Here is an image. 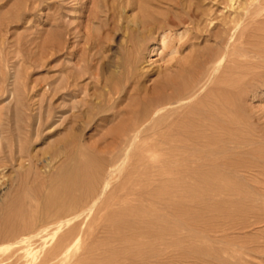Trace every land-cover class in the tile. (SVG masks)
I'll list each match as a JSON object with an SVG mask.
<instances>
[{
	"label": "rangeland",
	"instance_id": "rangeland-1",
	"mask_svg": "<svg viewBox=\"0 0 264 264\" xmlns=\"http://www.w3.org/2000/svg\"><path fill=\"white\" fill-rule=\"evenodd\" d=\"M147 1L154 24H186L147 38L135 67L137 0H0V208L14 202L52 239L34 193L68 162L70 107L83 99L97 109L81 134L101 167L96 205L75 255L62 259L68 243L48 257L54 246L36 238L34 264H264V0ZM106 83L124 86L116 105Z\"/></svg>",
	"mask_w": 264,
	"mask_h": 264
},
{
	"label": "bare ground",
	"instance_id": "bare-ground-1",
	"mask_svg": "<svg viewBox=\"0 0 264 264\" xmlns=\"http://www.w3.org/2000/svg\"><path fill=\"white\" fill-rule=\"evenodd\" d=\"M153 1H155V0H153ZM199 1H201V0H199ZM204 1H207V0H202V2H204ZM211 1H213V0H211ZM137 4H138V7H139V9L141 11V16L139 18V21L138 22L136 21V26H139L141 29H143V33L145 35L142 33V31H139V32L142 33L141 34L142 38L139 40L138 43L135 42L133 44V47H132V48H136L137 51H138L136 54L134 53V58H133V56L131 58V60H133V64L132 63L131 64L133 66H135V67H136V64H137V62L139 60V56H140V53H141L139 48H138V46H140L141 44L145 45L146 41H148L147 38L149 39V38L153 37V35L155 33H156L155 35H157L160 31H166V30L172 31L173 29H176V28L180 27L182 24H186V21L184 19H182V17H179V21H177V22L175 21L174 18H172L173 19L172 21L170 19V21L167 20V22H163V23L161 22L162 20H160L158 22L159 24L156 25V24L153 23V21L156 20V23H157V18L153 17V19H152V15H151V13L148 10L149 9L148 8V1L147 0H137ZM203 4H205V3H203ZM188 13L192 14L191 12H188ZM193 14H194V12H193ZM190 16L193 17L192 15H190ZM207 20H208V18H207ZM207 20H206V22H207ZM151 22H152L153 25H151ZM161 42H162V45H164L166 43L165 38H163ZM133 52H136V50L133 51ZM134 63H135V65H134ZM262 63L263 62H261L260 64H262ZM110 64H111V66H113L111 62L109 64L105 63L103 70H106L105 67L109 66ZM129 64H130V62H129ZM256 66L258 68H264V64L256 65ZM216 68L219 69L220 65L218 64V67H216ZM137 70L138 69H136V70H133V69L130 70L129 69L128 70L129 72L127 74L126 84L127 85H129V84L136 85L139 88L142 85V83H141L142 80L141 79H143L142 78L143 75L140 73V71L138 72ZM113 71L114 70L111 69V74H110V75H112L111 77H113V73H114ZM72 73H70L72 75L70 77V79H72L73 76L75 75L74 73H73L74 75ZM107 84L108 83H106L105 87L107 88L106 97L108 98V103H111L112 105L113 104L116 105L117 101L120 100V94L122 93L121 90L123 89L124 86L121 87L122 88L121 90H113V84L111 85V83H110L109 86ZM79 85L80 84L75 79H73L70 83L68 82L67 89H70V91L65 96L76 95L77 92L79 91L78 90V88L80 87ZM127 85H126V87H127ZM142 87H143V85H142ZM138 88H136V90ZM139 89H138V91H139ZM138 91H136V92L138 93ZM128 94H129V92H128ZM183 94L184 93H182V95ZM189 96H188V98H189ZM191 96H193V94ZM191 96H190V98H191ZM106 97L104 95L103 99L106 98ZM103 99H101V100H103ZM98 101H100V100H98ZM103 101L105 102V100H103ZM121 101H122V99H121ZM86 102H87L86 100L82 99L81 101H77L75 103L73 102V104L70 107V110L72 112V119H74V122L71 121L72 122V128H71V132L69 131L70 134L68 136L69 137L68 138V140H69L68 145L69 146H67V148L68 147H72L71 151L69 150L70 152L67 153V156L69 155L68 156V160H67L68 162L60 169V171L57 173V175L54 176V178L50 181L49 185L48 186L46 185V187L44 188V190H45L44 193L40 192L39 195H38V192L34 193L35 194L34 200L37 201L38 206H40V208L43 210V214L42 215L45 218L44 219L45 221L42 220V222L46 223L43 226H46L47 224H49V225L53 224L55 226V227L53 226L52 229L50 228L49 234H48V236L52 235V239L51 238L50 239H46L47 236H45V233L47 232L48 229H45V230L43 229L42 230L40 227H36L35 226L36 225V221H37L35 219V217H36L35 215L34 216H30L29 219L26 218L27 219L26 220V219L23 218V215L20 213V211L15 209L16 204L14 202L12 204H10V205H5V206L0 208V253L4 249H6L8 247H12V246H18V249L12 255H10V256H8L6 258H0V264H34L35 261L38 260V256H39V251L37 249L39 247H42V249H45L48 245H53L54 248L51 247L53 249H52L51 252L47 253V256L48 257L51 256V257L58 258L59 257L58 255L60 254L61 249H62L61 247H64L63 246L64 244H65V246L68 243L74 244V249L73 250H72V248H67L66 247L67 249L64 252H62L63 253L62 259H64V260H66L72 254L75 255L77 253V251L80 249V245L82 243L83 236H82L81 231H80V226H81L80 222L81 221H79V220L83 216V212L86 211V209L89 208V209L92 210L95 207L96 200H97V191H98L97 187L100 186V185L99 186H97V185H98L99 182H101V180L99 181V173H100V168H101V167H99V162L95 158H92L91 156L86 155V152L84 151V148H82V145H81V143H82L81 139H83V138H81V134L96 119L94 117H96L95 113H96L97 109H95V111L93 113L94 116L91 114L92 112L90 111V109L86 112V110H84V108L87 106ZM174 103H177V102H171V101L168 102V103L166 102L161 107V109L164 110L165 107L171 106ZM94 104H96V103H94ZM100 104H102V103H100ZM102 105H104V107H105V103L102 104ZM99 106H101V105H99ZM93 107H94V105H93ZM149 108H147V109H149ZM91 109H94V108H91ZM153 109H154V107H153ZM75 111H77V112H75ZM79 111L81 113L84 112L85 115H86V113H89V115L91 114L93 117L90 116L91 118H88V116H87V118H84L83 119L84 121L86 119L84 124H83V122L82 123H78V121L75 122L76 119H79V117H80V115L76 116V113H78ZM118 111L120 112V110H118ZM106 113H108V112H106ZM120 113L122 114V112H120ZM84 114L81 115V116L85 117ZM98 114H97V116H98ZM83 117H80V118H83ZM100 117H101V115H100ZM106 118L107 117H105V116L101 118L102 120H101V125L100 126H104L103 122L106 121ZM43 119H44L43 113L40 112L38 114V126H39V129H40L41 126L44 125ZM197 141H199V140H197ZM2 151H3V145L1 143L0 144V155H1ZM32 165H34V164H32ZM111 165L112 164H110V166ZM103 166L105 167V165H103ZM101 177L102 176H100V178ZM108 199H109V196H108ZM49 225H47L46 227H48ZM65 227H68V230H67V232H65V235H62L61 237H58L59 233ZM38 228H40L42 231L40 229H38ZM35 229H38L40 232H37L38 231L37 230L36 231L37 233H36L34 231ZM43 233H44V236L42 235ZM30 234H32V236ZM36 238H38V239H40L42 241L41 242L39 240L37 242V243L41 242L39 247H37V246L35 247L36 243L34 242V240ZM54 239L55 240L57 239V240L54 243H51V241H53ZM70 244H68V245H70ZM43 263H45V262L43 261ZM45 264H51V263H45ZM62 264H64V263H62Z\"/></svg>",
	"mask_w": 264,
	"mask_h": 264
}]
</instances>
